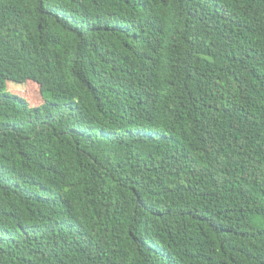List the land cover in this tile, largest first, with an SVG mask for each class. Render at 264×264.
I'll list each match as a JSON object with an SVG mask.
<instances>
[{"label": "trees", "instance_id": "1", "mask_svg": "<svg viewBox=\"0 0 264 264\" xmlns=\"http://www.w3.org/2000/svg\"><path fill=\"white\" fill-rule=\"evenodd\" d=\"M0 264H264V0H0Z\"/></svg>", "mask_w": 264, "mask_h": 264}, {"label": "rangeland", "instance_id": "2", "mask_svg": "<svg viewBox=\"0 0 264 264\" xmlns=\"http://www.w3.org/2000/svg\"><path fill=\"white\" fill-rule=\"evenodd\" d=\"M6 91L26 99L32 106L39 105L42 102L39 86L36 82L31 80L24 83L7 80Z\"/></svg>", "mask_w": 264, "mask_h": 264}]
</instances>
